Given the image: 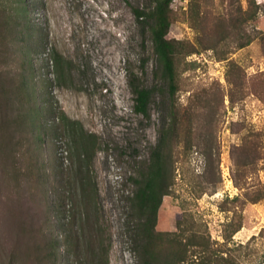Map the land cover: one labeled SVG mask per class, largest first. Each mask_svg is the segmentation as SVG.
Returning a JSON list of instances; mask_svg holds the SVG:
<instances>
[{"label": "rangeland", "instance_id": "rangeland-1", "mask_svg": "<svg viewBox=\"0 0 264 264\" xmlns=\"http://www.w3.org/2000/svg\"><path fill=\"white\" fill-rule=\"evenodd\" d=\"M144 2L0 0V264H144L131 197L173 102L154 264H264V161L241 187L232 153L264 137V0L172 2L174 97ZM249 2L258 36L237 48L230 13ZM130 74L154 90L150 120Z\"/></svg>", "mask_w": 264, "mask_h": 264}, {"label": "trees", "instance_id": "trees-1", "mask_svg": "<svg viewBox=\"0 0 264 264\" xmlns=\"http://www.w3.org/2000/svg\"><path fill=\"white\" fill-rule=\"evenodd\" d=\"M173 1L145 0L143 4L132 5L138 25L142 27L143 32H149L151 35L153 48L163 68V77L172 97L177 90L175 58L178 50L176 41L168 37L172 24ZM230 14L228 34L234 37V41H237V48L249 45L258 36L251 30L250 24L255 14L253 4L249 2L245 9L242 6L238 9L233 8ZM214 48L217 47L214 46ZM57 61L59 60L57 59ZM130 85L134 93L135 111L150 120L153 114L151 107L153 88L141 82L139 75L130 74ZM168 111H170L168 115L160 116L158 140L151 146L150 161L136 180L137 187L131 197L133 210L138 215L137 230L145 241L144 253L147 255L144 256V264H154L155 262L152 245L155 243L159 207L171 186L164 155L165 146L174 130L181 125V118H183L180 111L175 109L174 102ZM232 153L236 165V183L243 187L240 179L242 175L246 174V167L260 160L264 161L262 133L252 129L248 130L242 143L233 147ZM263 197L264 192H261L260 189L252 199L258 201Z\"/></svg>", "mask_w": 264, "mask_h": 264}]
</instances>
